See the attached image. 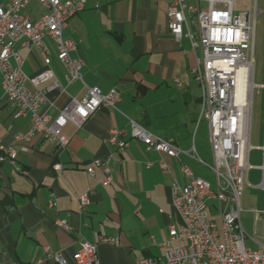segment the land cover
<instances>
[{"label":"crops","instance_id":"1","mask_svg":"<svg viewBox=\"0 0 264 264\" xmlns=\"http://www.w3.org/2000/svg\"><path fill=\"white\" fill-rule=\"evenodd\" d=\"M8 2L0 0L3 5ZM167 4L168 0H87L85 10L64 30V37L77 43L72 57L84 63V83L68 84L66 70L57 60L56 43L44 39L55 79L66 88L65 93L55 90L48 95L50 115L56 116L72 99L82 98L87 87H98L103 93L117 88L121 94L118 110L101 109L82 128L69 123L64 129L70 139L65 150L39 135L20 137L32 128L30 116L14 117V109L3 97L0 74V146L14 148L21 167L17 170L8 161L0 162V264H61L55 254L61 255L63 264H76L73 256L83 241L98 245L101 264L158 258L164 253L161 245L169 238L170 226L179 225L172 188L187 182L183 166L215 188L214 172L198 160L213 164L209 126L199 120L201 90L192 73L197 53L188 39L170 32ZM23 13L36 21L45 8L31 0ZM20 54L26 75L44 69V57L36 47L21 48ZM131 121L178 147L180 156L146 153L143 144L131 138ZM113 130L128 132L129 146L123 154L108 143ZM261 147H252L249 153L251 168L241 201L245 243L253 251L264 250ZM108 155H112L114 181L102 187V170L96 168L90 176L87 169L94 159ZM52 194L56 209L49 207ZM84 194L89 204L81 212L79 197ZM209 208L210 220L219 223L217 203L211 201ZM58 219L67 221L71 231L57 229ZM101 238L119 243H102Z\"/></svg>","mask_w":264,"mask_h":264},{"label":"built area","instance_id":"2","mask_svg":"<svg viewBox=\"0 0 264 264\" xmlns=\"http://www.w3.org/2000/svg\"><path fill=\"white\" fill-rule=\"evenodd\" d=\"M31 0H9L0 4V74L3 97L14 109L16 119L30 116L32 128L29 139L39 135L65 150L70 139L64 134L69 123L82 128L99 110L115 111L121 102L117 88L103 93L98 87H87L80 99H72L56 116L48 113V95L57 90L65 93L55 78L50 52L44 44L50 38L57 45V60L66 70L68 84L83 82V61L73 58L77 43L64 37L70 20L85 10L87 0H37L45 8L44 15L32 21L23 11ZM168 26L177 38H186L197 53L192 73L201 90L199 120L209 126V142L213 164L208 165L215 174L216 186L196 178L190 168L183 166L187 179L184 185L172 188V205L179 225L172 224L169 238L162 243L164 253L158 258H143L137 264H264V250L253 251L246 246V232L241 221V201L247 183L251 147V122L253 92L257 87L255 77L256 19L250 14L236 13L234 0H168ZM36 47L44 57V69L34 76L26 75L20 49ZM180 86L181 82L176 80ZM260 88L264 89V86ZM2 110L0 108V117ZM128 132L113 130L109 145L123 154L129 142ZM131 138L143 144L146 153L156 152L178 158L182 151L167 140L150 133L131 121ZM0 162H10L17 170V151L0 146ZM264 171V138L260 148ZM112 155L97 158L87 169L90 176L100 168L104 178L102 187L110 186L115 171ZM152 163H148L150 168ZM215 201L219 223L210 220L209 203ZM89 204L86 194L79 197V210L84 212ZM58 206L54 194L49 207ZM55 226L70 232L67 221L58 219ZM102 243L117 245L118 239L101 238ZM174 242L182 243L173 247ZM58 263L64 261L60 254L53 255ZM76 264H101L98 245L83 241L73 256Z\"/></svg>","mask_w":264,"mask_h":264},{"label":"rangeland","instance_id":"3","mask_svg":"<svg viewBox=\"0 0 264 264\" xmlns=\"http://www.w3.org/2000/svg\"><path fill=\"white\" fill-rule=\"evenodd\" d=\"M234 7L236 13L250 14L252 20L256 19L254 83L257 87L253 92L250 141L251 146L256 148L263 145L264 138V89L260 88L264 86V0H234ZM255 153L257 150L253 149V154Z\"/></svg>","mask_w":264,"mask_h":264}]
</instances>
